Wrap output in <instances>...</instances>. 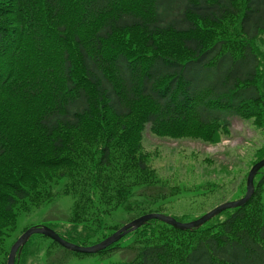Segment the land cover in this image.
Instances as JSON below:
<instances>
[{"label":"trees","instance_id":"1","mask_svg":"<svg viewBox=\"0 0 264 264\" xmlns=\"http://www.w3.org/2000/svg\"><path fill=\"white\" fill-rule=\"evenodd\" d=\"M263 32L264 0H0V264L19 213L55 188L73 205L67 225L50 227L82 246L120 227L114 212L140 216L177 196L151 165L147 131L216 144L239 117L264 137ZM253 155L264 158V142ZM254 182L223 220L182 230L151 219L118 264H264V168ZM128 235L100 252L123 249ZM33 236L15 264L41 263L52 245L70 251Z\"/></svg>","mask_w":264,"mask_h":264},{"label":"rangeland","instance_id":"2","mask_svg":"<svg viewBox=\"0 0 264 264\" xmlns=\"http://www.w3.org/2000/svg\"><path fill=\"white\" fill-rule=\"evenodd\" d=\"M199 29L211 32L215 38L223 33L220 27L208 22H201ZM166 41L175 49L176 54L182 49L179 41L176 42L173 37H168ZM255 42L264 52V32ZM262 134L253 119L244 120L239 117L230 120V135L216 144L193 138H163L147 131L144 149L151 165L157 169L168 186L177 185L181 190L177 196L151 204L149 209L189 222L224 201H233L243 196L250 167L255 164L253 154L264 142ZM55 192L54 200L34 208L29 213H19L17 229L7 238L8 246L30 227H61L62 224H68L73 199L71 196L59 194L56 188ZM223 212L218 214L219 220L225 219ZM137 216V213L130 215L120 209L114 212L109 221L123 226ZM57 230L60 231V228ZM32 239L33 243L44 249L51 242L50 238L37 235ZM133 241H136L134 234H129L121 243L123 249L83 255L52 245L51 251L44 258L41 257V263L36 257H31L29 261L30 264H118L133 257L134 253L129 247Z\"/></svg>","mask_w":264,"mask_h":264},{"label":"water","instance_id":"3","mask_svg":"<svg viewBox=\"0 0 264 264\" xmlns=\"http://www.w3.org/2000/svg\"><path fill=\"white\" fill-rule=\"evenodd\" d=\"M263 167H264V158L257 161L251 167V169L249 170L248 176H247V191L243 197L233 200V201L223 202L219 204L218 206L214 207L213 209H211L210 211L206 212L199 218L189 221V222L180 221L176 219L175 217L168 216V215H165L159 212L145 213L141 216L134 218L132 221L124 224L123 226L118 228L115 232H113L111 235H109L102 241L95 243L93 245H89V246H82V245L72 243L64 239L62 236H60V234H58L54 229H52L49 226L30 227L27 230H25L17 238V240L13 243L9 256H8L7 264H15L17 253L20 252L21 248L26 244L29 238L35 234H41V235L47 236L57 241L59 244H61L65 248L70 249L72 251L82 252V253H94V252L101 251L107 248L108 246L112 245L113 243L119 241L125 235L143 226L145 223H147L151 219H158L162 222H165L171 226H174L182 230L200 227L201 225H203L204 223L212 219L214 216L220 214L224 210L236 208L238 206H242L248 203L252 195L254 194L255 176L260 171V169Z\"/></svg>","mask_w":264,"mask_h":264},{"label":"bare ground","instance_id":"4","mask_svg":"<svg viewBox=\"0 0 264 264\" xmlns=\"http://www.w3.org/2000/svg\"><path fill=\"white\" fill-rule=\"evenodd\" d=\"M125 236H126V235H125ZM125 236H124V237H125ZM121 239H122V238H121ZM108 247H109V246H108ZM98 252H100V251H98Z\"/></svg>","mask_w":264,"mask_h":264}]
</instances>
